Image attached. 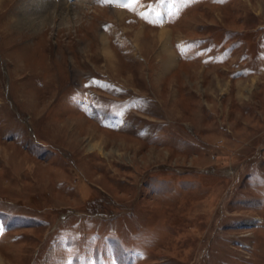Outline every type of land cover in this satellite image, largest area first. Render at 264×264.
Returning <instances> with one entry per match:
<instances>
[{
	"label": "rangeland",
	"instance_id": "obj_1",
	"mask_svg": "<svg viewBox=\"0 0 264 264\" xmlns=\"http://www.w3.org/2000/svg\"><path fill=\"white\" fill-rule=\"evenodd\" d=\"M62 8L0 0V264H264V0Z\"/></svg>",
	"mask_w": 264,
	"mask_h": 264
},
{
	"label": "bare ground",
	"instance_id": "obj_2",
	"mask_svg": "<svg viewBox=\"0 0 264 264\" xmlns=\"http://www.w3.org/2000/svg\"><path fill=\"white\" fill-rule=\"evenodd\" d=\"M71 0H37L38 4H40V2L42 3V5H50L51 3H54V6L56 5H59L60 8H62L63 6H66V4H68ZM28 6H32L34 5V1H29L28 3ZM63 9V8H62ZM59 12V11H58ZM57 12V13H58ZM25 13H30L29 10H25ZM58 16V15H57ZM166 31H168L167 29L164 30V31H161L160 32V35L163 36L164 33H166ZM139 41V40H138ZM171 64V62H170Z\"/></svg>",
	"mask_w": 264,
	"mask_h": 264
},
{
	"label": "snow or ice",
	"instance_id": "obj_3",
	"mask_svg": "<svg viewBox=\"0 0 264 264\" xmlns=\"http://www.w3.org/2000/svg\"><path fill=\"white\" fill-rule=\"evenodd\" d=\"M102 4L116 5L119 4L122 7H126L129 3H137V0H100ZM143 18V17H142ZM3 232V228L0 227V233Z\"/></svg>",
	"mask_w": 264,
	"mask_h": 264
}]
</instances>
